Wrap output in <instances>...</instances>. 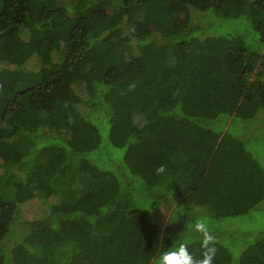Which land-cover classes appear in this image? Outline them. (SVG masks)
<instances>
[{
    "label": "trees",
    "instance_id": "obj_1",
    "mask_svg": "<svg viewBox=\"0 0 264 264\" xmlns=\"http://www.w3.org/2000/svg\"><path fill=\"white\" fill-rule=\"evenodd\" d=\"M1 122L0 264H264V230L221 225L264 207V0H0Z\"/></svg>",
    "mask_w": 264,
    "mask_h": 264
},
{
    "label": "rangeland",
    "instance_id": "obj_2",
    "mask_svg": "<svg viewBox=\"0 0 264 264\" xmlns=\"http://www.w3.org/2000/svg\"><path fill=\"white\" fill-rule=\"evenodd\" d=\"M57 4L62 7L74 5L78 3L79 1H87V0H56ZM218 18L211 17V20L209 23L216 22ZM224 23H216L217 30L225 31L226 29L229 28L230 31L234 30H239L242 29L244 26L241 22H225ZM207 25V24H206ZM209 25V27H212ZM195 46L199 45H194V47H191V49L194 50ZM202 46V45H201ZM73 88L78 96H80L82 99H87L86 95V90L85 86L81 83H76L73 85ZM5 125L4 122L0 123V126ZM260 128V127H259ZM256 127V124L250 125L248 128L245 130V135H247L248 138H250V145L253 146L254 149H251L253 151L255 157L257 160L261 163V165L264 166V127L259 129ZM42 133L46 135H50L51 137H61V138H68L69 135L64 132L63 130L61 131H54L48 129L47 126L43 125L42 126ZM32 144V140L30 137H20L17 143L18 149H20L23 152H28L30 150ZM30 158H34L32 155H30ZM31 163L29 162L27 165H24L22 167L23 170L27 169L31 166ZM73 165L76 167L78 163L76 161L73 162ZM24 168V169H23ZM77 168V167H76ZM11 166L9 164H6L2 160H0V175L1 176H7L6 174L10 172ZM72 174L71 176L73 177V181L70 182L66 186L64 185L63 182L56 184V191L57 194L61 197V199H69L70 201H75L78 200L86 191H88L89 183L87 181L86 177L79 178L77 175V172L75 168H72ZM70 174V173H69ZM4 194L7 198L12 197V190L7 189L4 186ZM169 214L166 212V215ZM221 225H225L226 228L232 227L233 230L239 229L238 231H261L264 230V207L260 208V210H252L249 214L245 216H241L239 218H231L229 220H224L221 222ZM68 254L65 255L64 258H61V260L57 261L55 260V255L54 252L50 253V264H66L68 261L67 258Z\"/></svg>",
    "mask_w": 264,
    "mask_h": 264
},
{
    "label": "clouds",
    "instance_id": "obj_3",
    "mask_svg": "<svg viewBox=\"0 0 264 264\" xmlns=\"http://www.w3.org/2000/svg\"><path fill=\"white\" fill-rule=\"evenodd\" d=\"M196 228L201 230L203 225L198 223ZM209 259L210 257L206 255V258L201 261H193L187 247L181 241L173 243L172 250L162 252L158 257L157 264H209Z\"/></svg>",
    "mask_w": 264,
    "mask_h": 264
}]
</instances>
